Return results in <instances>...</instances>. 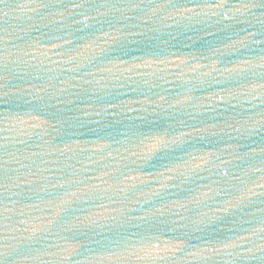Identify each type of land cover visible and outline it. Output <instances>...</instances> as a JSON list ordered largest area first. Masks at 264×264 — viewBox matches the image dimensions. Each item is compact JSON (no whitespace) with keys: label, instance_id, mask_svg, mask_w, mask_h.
<instances>
[{"label":"water","instance_id":"95a60500","mask_svg":"<svg viewBox=\"0 0 264 264\" xmlns=\"http://www.w3.org/2000/svg\"><path fill=\"white\" fill-rule=\"evenodd\" d=\"M0 264H264V0H0Z\"/></svg>","mask_w":264,"mask_h":264}]
</instances>
